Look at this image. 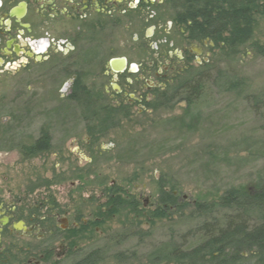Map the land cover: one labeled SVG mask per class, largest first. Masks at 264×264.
<instances>
[{
    "label": "rangeland",
    "instance_id": "obj_1",
    "mask_svg": "<svg viewBox=\"0 0 264 264\" xmlns=\"http://www.w3.org/2000/svg\"><path fill=\"white\" fill-rule=\"evenodd\" d=\"M29 2L28 17L38 26L32 34L56 38L60 33L53 19L38 13L42 0ZM174 2L135 3L119 25L95 32L102 44L91 51L94 64L79 68L80 79L93 91V101L111 114L108 125L87 123L84 102L64 97L69 76L50 70L56 57L22 64L19 54L16 64L0 66V201L20 199L29 208L40 201L46 211L59 206L71 219L92 222L78 253L59 264H89V253L94 264H188L179 255L203 243L198 228L235 221L254 230L256 244L264 246L257 234L264 228V210L243 215L220 206L233 189L252 192L264 186V53L258 50L264 48V0L253 37L238 55L224 57L208 42L198 57L202 65L192 57L188 74L211 68L196 94L182 91L168 102L152 93L142 106L132 104L131 98L148 90V81L163 94L188 76L162 86L154 75L157 67L149 66L152 55L144 52L165 39L176 41L174 53L187 44ZM63 3L56 0L58 6ZM153 26L155 34L147 38ZM19 44L28 49L27 43ZM169 44L161 42L160 49ZM47 54H55L52 47ZM113 57L127 58L128 67L138 65L146 73H131L129 67L113 77L108 68ZM217 69L246 80L245 95L217 88ZM120 87L123 93L114 95ZM44 131L51 137L50 149L27 155L24 148ZM212 210L217 214L208 222L202 211Z\"/></svg>",
    "mask_w": 264,
    "mask_h": 264
},
{
    "label": "flooded vegetation",
    "instance_id": "obj_2",
    "mask_svg": "<svg viewBox=\"0 0 264 264\" xmlns=\"http://www.w3.org/2000/svg\"><path fill=\"white\" fill-rule=\"evenodd\" d=\"M155 1L64 0V3L58 6L56 0H42L37 9L38 13L43 11L46 16L51 17L60 33L51 39L44 36L36 38L32 34L38 26H35L33 19L28 17L30 10L32 11L29 0H19L16 3L11 0H0V66L16 64L15 57H19V54H23L22 64H28L30 59L52 61L56 57L59 59L58 63L50 70L55 68L62 76H69L64 88V97L75 102L82 96L81 89H87L80 79L79 68L94 64L91 51L95 50L96 47H93L97 42L102 44L101 41H96L98 38L94 36L95 32L97 30L105 32L109 24L119 25L120 16L132 12L135 3L148 6L153 5ZM156 28L153 26L147 31V38L155 34ZM62 32L66 35L61 34ZM181 32L185 34L184 29ZM164 41L170 43L167 50L160 49V44ZM164 41L153 42L144 52L152 55L150 69L157 67L154 75L161 85L167 88L172 81L183 77L191 70L194 55L198 64L202 65V59L198 57L208 42L195 41L191 44L189 38H186L187 44L181 51L174 53L176 41L173 39ZM19 42L27 43L28 49L21 50ZM135 42L137 43V37ZM51 47L55 54L45 55ZM122 59L126 61V69L117 72L111 68L113 61ZM159 60L164 61L162 66L158 65ZM129 67L131 73H139L140 69L143 71L142 74L146 73L138 65ZM129 67L127 58L113 57L108 61L109 73L113 77L123 74ZM148 83L147 91L142 92L137 98H131L132 104L135 102L142 106L143 102H148L145 96L159 94L158 86L150 81ZM128 84H134L132 79ZM115 90L114 95L118 96L124 89L120 87ZM21 202L20 199L0 201V264H59L61 258L72 257V252L78 253V244L89 236L92 222L71 219L70 213L59 206L48 208L46 211L44 203L40 201H36L30 208ZM213 211H202L206 213L204 218L206 221L214 220L215 217L212 216L217 213H209ZM238 222L202 225L198 228L197 234L204 237L203 243L192 248L191 252L181 253L180 260L186 259L184 261H188V264H264V248L256 244V236L242 237L239 229L242 228L247 234L252 232L254 234V230L248 232V228L238 225ZM91 257L89 253L85 263L94 264L88 260Z\"/></svg>",
    "mask_w": 264,
    "mask_h": 264
},
{
    "label": "trees",
    "instance_id": "obj_3",
    "mask_svg": "<svg viewBox=\"0 0 264 264\" xmlns=\"http://www.w3.org/2000/svg\"><path fill=\"white\" fill-rule=\"evenodd\" d=\"M263 0H175L176 7L181 10L178 12L175 21L178 25H183L184 30L188 32L190 41H205L210 42L213 49H219L224 57L233 58L238 55L241 48L245 47L252 39L256 18L262 13ZM259 51L264 53V48L260 46ZM211 71V68H202L195 70L193 74L185 76L184 80L175 83L169 87L163 94L168 102H172L177 94L186 91L188 96L196 94L201 87L202 81L206 77V72ZM217 76L214 79V85L224 92H234L242 95L247 92V84L244 79L231 77L226 72L217 69ZM82 96L77 98L85 104L84 117L88 122L93 121L108 125L106 121L110 119V113L103 112L104 109L98 105V102L93 101L94 93L88 89L82 88ZM102 111V112H101ZM90 129V128H89ZM51 147V137L48 132L41 133L40 138L36 143L29 148H24L27 155L34 157L40 152H45ZM229 196L223 198L220 206L236 207L240 214H254L264 210V186L257 185L255 190L241 192L233 189L229 191ZM118 198L111 199V202L118 201ZM261 203L263 207L259 206ZM257 234L264 237V228ZM242 237L254 236L255 234H247L242 228ZM263 239V238H262ZM264 248V246H263ZM264 251V250H263Z\"/></svg>",
    "mask_w": 264,
    "mask_h": 264
},
{
    "label": "water",
    "instance_id": "obj_4",
    "mask_svg": "<svg viewBox=\"0 0 264 264\" xmlns=\"http://www.w3.org/2000/svg\"><path fill=\"white\" fill-rule=\"evenodd\" d=\"M126 61L125 59L122 60H118V61H113L111 63V68H113L115 71H122L124 69H126Z\"/></svg>",
    "mask_w": 264,
    "mask_h": 264
}]
</instances>
